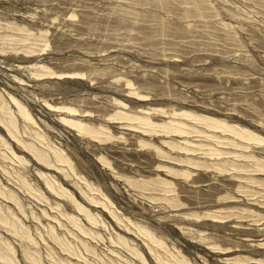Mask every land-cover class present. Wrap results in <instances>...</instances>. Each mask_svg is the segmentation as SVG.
I'll use <instances>...</instances> for the list:
<instances>
[{
	"label": "rangeland",
	"instance_id": "rangeland-1",
	"mask_svg": "<svg viewBox=\"0 0 264 264\" xmlns=\"http://www.w3.org/2000/svg\"><path fill=\"white\" fill-rule=\"evenodd\" d=\"M0 264H264V0H0Z\"/></svg>",
	"mask_w": 264,
	"mask_h": 264
}]
</instances>
